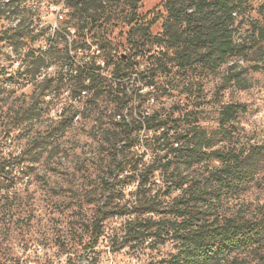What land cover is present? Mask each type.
Wrapping results in <instances>:
<instances>
[{
  "label": "rangeland",
  "instance_id": "rangeland-1",
  "mask_svg": "<svg viewBox=\"0 0 264 264\" xmlns=\"http://www.w3.org/2000/svg\"><path fill=\"white\" fill-rule=\"evenodd\" d=\"M107 2L109 12L102 16L99 31L90 30L89 43L100 47L99 55L92 53L90 48L85 50L87 56L78 57L96 66L99 58L108 60L109 53L126 54L137 76L125 78V84L134 93L125 108L117 105L114 98L121 86L115 89L111 85V90L103 88L97 93L80 123H48L49 107L43 97L47 79L38 82L29 75H20L31 57L0 52V84L10 75L19 78L10 87H5L0 102V146L11 144L14 154L22 151L19 158L24 169L21 173L16 171L17 168L8 171V181L0 183V264H80V258L86 252L91 253L92 264H152L170 250L168 242L155 249L147 242H137V250L130 248V242L124 238L127 218L124 215L104 219L96 244L88 247L95 238L94 225L101 215L100 209L105 210L109 197V192L104 189L105 182L116 190L122 188L125 198L133 200L131 193L136 189L137 174L155 155L148 137L152 131L142 128L130 135L124 134L122 126L106 114L107 109L126 110L131 126H134L154 111L165 116L172 113V106H179L173 116L180 111L192 110V118L210 129L218 125L222 104L240 102L246 111L239 113L231 124L233 144L237 150L264 144V72L250 70L247 63L232 58L215 74L201 73L199 69L189 71L181 78L187 85L185 93L182 94L181 89L170 90L172 73L159 67L152 68L148 55L138 56L126 43L138 16L161 14L162 18L150 30L151 35L161 33L167 17L164 0H141L138 4H131V0ZM263 2L251 0L253 18L258 17V7ZM248 28V23L243 24L238 35L245 36ZM233 63L245 70L244 75L250 82L248 88L233 85L221 88L222 76ZM100 70L104 74L112 73V68L107 65ZM151 81L154 88L147 87ZM34 104L39 115L30 118L28 114ZM120 139L130 141L132 145L123 150ZM156 152L158 155L163 153ZM1 157H4L2 153L0 164ZM119 163L127 167L123 174L117 173ZM263 175L260 173L237 198L224 199L222 212L246 218L263 215ZM156 182L161 184V180ZM237 257L243 264H264V260L258 259L252 251L241 252Z\"/></svg>",
  "mask_w": 264,
  "mask_h": 264
},
{
  "label": "trees",
  "instance_id": "trees-1",
  "mask_svg": "<svg viewBox=\"0 0 264 264\" xmlns=\"http://www.w3.org/2000/svg\"><path fill=\"white\" fill-rule=\"evenodd\" d=\"M140 1L131 0V4ZM73 4H82L81 11H86L91 5L99 8L100 4L108 2L73 0ZM163 5L167 17L161 33L151 35L150 30L162 15L145 14L138 16L126 43L138 56L148 55L152 68L159 67L172 73L170 90L181 89V93H185L187 85L181 78L189 71L199 69L201 73L215 74L232 58L247 63L250 70L264 72V2L258 7L257 18L251 16V0H164ZM108 12L109 9L102 7L89 14L91 23ZM245 23L249 24L247 34L239 36ZM98 27L100 29L101 24L93 23L91 29ZM22 44L17 32L0 25V45ZM108 58L107 64L112 61L111 53ZM29 59L30 70L20 75L34 78L44 59L39 56ZM132 66L126 54L121 53L115 60L114 74L123 72L127 75ZM244 72L237 63L231 64L222 76L221 88L229 85L248 88L250 82ZM17 79L11 75L7 78L11 82ZM92 82L98 94L103 88L111 90V84L101 85V81L96 82L93 76ZM3 84H0V102L5 92ZM147 85L154 88L153 81ZM48 86L47 81L43 87ZM119 92L122 94H114V98L117 105L123 107L128 96L124 90ZM35 106L30 108V118L39 115ZM172 108V113L165 116L154 111L134 126L119 124L128 135L143 127L152 131L148 137L155 155L137 174L136 189L131 193L133 200L125 198L122 188L116 190L105 182L104 189L109 192V197L105 210L100 209L101 215L94 225L95 238L88 247L96 244L104 219L124 215L127 216L124 238L130 242V248L137 250V242H147L152 249L170 243L166 255L152 264H243L237 256L244 251H252L258 259L264 260V214L246 218L222 212L224 199L237 198L260 173H264V144L252 145L247 150H237L233 144L231 124L239 113L246 111L245 105L240 102L222 104L218 125L210 129L192 118V110L180 111L173 116L179 106ZM130 145V141H125L121 148L125 150ZM157 150L163 153L158 155ZM0 153L4 156L0 164L1 183L8 181V171L17 168L16 171L21 173L24 169L19 158L22 151L14 154L13 149L0 146ZM117 167L118 173L127 169L121 163ZM156 171L159 173L155 174ZM156 180H161V184Z\"/></svg>",
  "mask_w": 264,
  "mask_h": 264
},
{
  "label": "built area",
  "instance_id": "built-area-1",
  "mask_svg": "<svg viewBox=\"0 0 264 264\" xmlns=\"http://www.w3.org/2000/svg\"><path fill=\"white\" fill-rule=\"evenodd\" d=\"M101 6L109 9L110 4H100L99 8L88 7L86 11H81L82 4H73V0H0V25L17 32L19 40L23 42L19 46L0 45V52L9 56L17 54L25 58L39 56L44 59L35 77L31 75L29 77L38 82L47 79L50 83L43 95L49 107L48 123L77 124L83 121V114L97 97L92 76L96 82L101 81V85L109 82L115 89L121 86V91L124 90L128 96V102L123 108L133 97L134 93L124 81L128 76H137V73L131 68L127 75L123 72L114 74L115 60L120 57L119 54L116 56L112 51V61L109 64H107L109 58L108 60L99 58L96 66L78 57V55H82L81 58L87 56L85 50L90 48L97 56L100 53L99 46L95 47L89 43L90 30H92L89 27L91 23L89 14L100 11ZM101 19L102 17L92 22L91 26L93 23L101 24ZM96 29L98 30L99 27ZM95 30L92 31L96 32ZM52 58L56 59L51 60ZM105 65L107 68H112L111 74L101 72L100 67L103 68ZM30 68L29 63L22 72ZM26 81L29 82V79L27 78ZM3 85L10 87L12 82L6 81ZM147 87L153 88L152 85ZM117 93L122 94L119 90L116 91ZM106 114L117 124H131L126 110L116 112L107 109ZM9 145L11 144H5L4 148L13 149L12 145L11 147ZM91 259V253L86 252L82 254L79 262L91 264Z\"/></svg>",
  "mask_w": 264,
  "mask_h": 264
}]
</instances>
